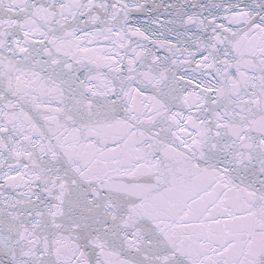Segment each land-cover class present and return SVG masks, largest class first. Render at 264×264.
<instances>
[{
    "label": "snow or ice",
    "instance_id": "6c2138e0",
    "mask_svg": "<svg viewBox=\"0 0 264 264\" xmlns=\"http://www.w3.org/2000/svg\"><path fill=\"white\" fill-rule=\"evenodd\" d=\"M0 264H264V0H0Z\"/></svg>",
    "mask_w": 264,
    "mask_h": 264
}]
</instances>
